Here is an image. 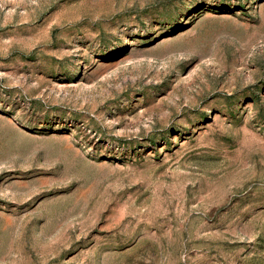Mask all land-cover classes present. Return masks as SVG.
Here are the masks:
<instances>
[{"label": "rangeland", "instance_id": "374dc122", "mask_svg": "<svg viewBox=\"0 0 264 264\" xmlns=\"http://www.w3.org/2000/svg\"><path fill=\"white\" fill-rule=\"evenodd\" d=\"M0 264H264V0H0Z\"/></svg>", "mask_w": 264, "mask_h": 264}]
</instances>
